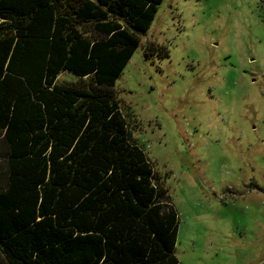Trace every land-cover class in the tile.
I'll use <instances>...</instances> for the list:
<instances>
[{
    "label": "trees",
    "instance_id": "trees-1",
    "mask_svg": "<svg viewBox=\"0 0 264 264\" xmlns=\"http://www.w3.org/2000/svg\"><path fill=\"white\" fill-rule=\"evenodd\" d=\"M161 1L0 0V264H182L114 89Z\"/></svg>",
    "mask_w": 264,
    "mask_h": 264
},
{
    "label": "rangeland",
    "instance_id": "rangeland-1",
    "mask_svg": "<svg viewBox=\"0 0 264 264\" xmlns=\"http://www.w3.org/2000/svg\"><path fill=\"white\" fill-rule=\"evenodd\" d=\"M114 89L179 214L181 263L264 264L260 0H162Z\"/></svg>",
    "mask_w": 264,
    "mask_h": 264
}]
</instances>
